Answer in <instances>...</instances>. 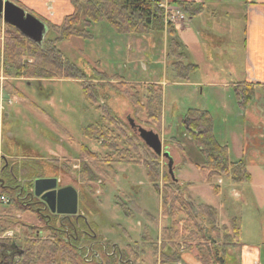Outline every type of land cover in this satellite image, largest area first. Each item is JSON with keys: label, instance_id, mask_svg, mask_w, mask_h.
<instances>
[{"label": "rangeland", "instance_id": "rangeland-1", "mask_svg": "<svg viewBox=\"0 0 264 264\" xmlns=\"http://www.w3.org/2000/svg\"><path fill=\"white\" fill-rule=\"evenodd\" d=\"M20 2L19 6L27 13L55 25H63L65 18L74 11L70 0H20ZM195 23L186 18V22L185 20L180 22L178 29V37L186 47L189 61L200 67L189 83H181L185 86L176 85L180 82L176 81L167 58L166 29L164 32L143 37L128 36L115 33L106 22H103L92 25L90 28L92 38H75L59 43L56 47L61 52L62 59L75 65L91 80L96 77L100 79L98 74L105 73L110 79L109 83H116L114 80L118 79L144 84L165 82L161 87L164 92L166 123L162 124L164 131L161 135L164 142L169 141L172 145L174 143L171 140L174 137L179 139L181 152L177 144H174V147L176 145L178 149L175 147L170 150L176 166L177 179L193 184L194 188L188 191V195L192 196L196 204L208 203L218 208L223 222L237 221L242 233L241 242L264 243V168L248 166V171L254 176L253 182L237 185L239 187L237 189L241 192L246 191L245 199H238L232 196L229 187L234 184L228 178H223L221 196L212 194L208 186L201 183L199 172L193 165L194 161L200 160V155L190 142L184 125L186 112L195 106V102L192 101L201 99L203 106H214V94L223 106L226 101L231 100L228 96L233 99L234 89L231 86L234 80L243 81L246 77L243 34L235 33L233 30L231 37L238 47L226 49L228 53L221 54L217 46L210 47V39L205 33H202V36L198 34L197 24L203 30H213L218 36H225L231 30L230 27L224 22L215 23L205 18H197ZM3 31L4 28L0 27V49L4 44ZM48 37L54 39L56 34L51 33ZM2 60L3 58L0 57V75H2ZM230 72H233L234 79L230 77ZM1 77L0 111L3 110L5 115L0 123V150L3 148L5 151L10 147L11 139L8 137L10 133L15 138L14 143L15 141L27 143L32 153L47 158L40 161L42 163L40 172L42 166L45 169L41 174L46 175L45 179L48 180L59 177L63 181L62 185L72 184L77 192L84 195V205L80 208L85 206V209L93 211L91 215L87 210L85 213L88 215V221L94 222L98 227L97 239H102L106 243L112 241L121 249H125L127 243L140 242L145 235L160 241L161 229L168 225V222L161 218L160 193L149 181L142 167L114 164L109 169V176L106 178L100 175L99 181L94 184H89L80 178L81 164L91 167L93 164L87 159H79L82 156L78 158L82 146L96 152L101 158L108 153L102 148L103 139L89 140L83 135L82 130L102 120V110L98 107L103 104L111 108L108 109L110 116L132 117V108L128 102L103 83L98 84L99 102L92 104L85 99L79 80H42L38 83L36 80H31L29 83ZM9 85H13L20 94L16 96L9 94L6 91ZM104 127L107 128L108 124L105 123ZM227 135L232 136L229 141L232 160H237L240 158V134L227 129ZM14 153L21 157L22 150L15 148ZM183 160L187 165H183ZM101 166L105 165L101 164ZM162 166H167L166 159L162 160ZM8 195L13 198L15 196L10 192ZM116 199L126 203L134 212L136 205L154 218L150 221L142 214L129 218L117 205ZM7 206L10 207V203ZM7 206L0 205V229L1 225L8 227L9 222L2 220L7 214L6 210L9 209ZM13 216L18 222L9 228L13 231L10 239L16 241L8 245L14 247L12 256H8L11 260L16 258L18 246L23 244L25 238H30L28 236L30 229L27 225L31 226L38 222L32 213L18 212ZM161 221L163 224L160 228ZM23 224L26 226H22ZM145 226H148L147 232L144 230ZM123 230L127 231L130 237H127ZM43 233L40 238L42 240L46 237V232ZM6 235H2V239L6 238ZM147 253L153 255V250L149 249ZM144 258L145 256L142 260ZM237 258H240L239 255ZM148 259L150 258L146 255V264H153V259Z\"/></svg>", "mask_w": 264, "mask_h": 264}, {"label": "trees", "instance_id": "trees-1", "mask_svg": "<svg viewBox=\"0 0 264 264\" xmlns=\"http://www.w3.org/2000/svg\"><path fill=\"white\" fill-rule=\"evenodd\" d=\"M73 13L68 15L63 25H55L48 20L43 22L48 27V32L43 44H37L23 36L16 28L2 22L4 28L3 48L0 49L2 60V74L8 80H23L26 82L55 81V80H79L84 90L85 99L92 104L99 102L98 84H107L116 94L123 97L130 105L132 119L137 126L162 134L164 115V93L159 83H132L122 79L109 83V77L105 73H99V78L89 79L75 65L62 59L61 52L56 45L71 39H90V28L94 24L106 22L115 33L128 36H147L153 33L164 32L168 35L167 58L176 81L189 83L200 67L189 61L186 47L178 37V26L172 23L165 25V12L157 0H70ZM174 4L182 9L187 19L192 20L205 12V5L197 1H174ZM51 33L56 38L50 39ZM96 80V81H95ZM101 80V82H99ZM255 86L251 82L238 83L234 91L238 96L241 107H246L255 97ZM11 95H19L13 85L6 87ZM102 110V120L95 125L82 130L89 140L103 139L102 148L108 151L106 156L100 157L86 146L81 147L79 159H87L90 165L81 164V179L89 184L99 181V177L109 176V169L114 164L127 166H140L154 185L161 197V218L168 225L161 229L160 241L155 243L146 235L140 242L127 243L122 251L130 256H135L136 261L142 260L146 252L153 250L150 256L160 264H180L185 251L195 250L196 258L201 264H230L227 261L229 248H241V230L237 221H232L229 226L220 224V215L217 208L209 204H196L188 195V187L191 182L174 181L167 166H162V158L155 154L141 139L135 128L124 117L110 116L107 104L98 107ZM110 117V118H108ZM108 127L105 128L104 124ZM216 121L208 110L190 108L185 114V129L190 142L198 150L199 161L193 165L198 170L201 183L208 185L214 195H218L221 185L218 183L223 178H228L234 186L250 183L251 173L248 171L244 160L234 161L230 157V149L227 144H222L215 134ZM181 146L178 138L171 140ZM174 144L164 142L165 147L172 150L177 148ZM177 148V149H178ZM182 148H179L181 152ZM94 160V161H93ZM10 163L12 159H8ZM20 169L14 168L12 174L25 178H43L32 168L38 169L35 161L25 159ZM107 166L102 167L101 164ZM168 163V161H167ZM183 165L187 162L183 160ZM30 165L32 167L30 168ZM73 165V164H72ZM71 166V164H70ZM18 169V170H17ZM8 179H12V175ZM9 191L2 189V194L11 199L7 214L2 218L7 221L8 227L1 225L0 235L9 231L10 227L17 224L15 213H32L38 222L29 227V239L18 246L16 258L4 259L3 264H88L79 256L77 251L65 239L64 233L56 230L60 228L53 216V221L47 220L32 207L24 206L15 196L10 197ZM83 202L84 195L81 193ZM117 200V199H116ZM84 205V204H83ZM124 214L134 218L142 214L148 220L154 217L148 212H143L136 207L135 212L126 203L117 200ZM83 209L86 211L85 206ZM11 213V215L9 214ZM91 215V213L89 212ZM22 226H26L23 224ZM94 233H98V227L90 223ZM148 231V230H147ZM146 231V232H147ZM46 232L44 240L36 238L37 233ZM127 237L130 234L123 230ZM42 236V234L40 235ZM13 242V243H12ZM2 245L14 244L11 239L1 240ZM144 263L146 264L145 259Z\"/></svg>", "mask_w": 264, "mask_h": 264}, {"label": "crops", "instance_id": "crops-1", "mask_svg": "<svg viewBox=\"0 0 264 264\" xmlns=\"http://www.w3.org/2000/svg\"><path fill=\"white\" fill-rule=\"evenodd\" d=\"M180 1H187V2L197 1L200 4L205 5V12L200 14L199 16L194 17L192 20L189 21L195 23V20L197 18L198 19L205 18L208 21L215 23L224 22L225 25L230 27L231 30L227 32L225 36L222 35L218 36L214 34L216 32H214L213 30L210 29L203 30L202 27L197 24L198 34L202 36V33H205L207 37L210 39V43H211L210 47L217 46L218 49H220L221 54L228 53L226 49L230 48L231 50L235 46L238 47V44H236L234 39L231 37V32L233 30L235 31V33L243 34L244 37L243 54L245 58L244 64H246L245 66L246 77L244 78L243 81H238L235 79L234 84H232L231 88L234 89L235 85L238 83H244V82L253 83L255 86L254 100L250 102L246 107H241L238 96L234 91V94L232 96L233 99L230 96H228L231 100L226 101V104L223 106L220 105L214 94H213V97L215 99L214 106H207V107L203 106L201 99L196 101L193 100L192 102H195V106L193 108L208 110L212 113L216 121L215 134L218 137V140L222 144L228 145L230 149L231 159H232V154H231V147L229 141L232 139V136L227 135V129L234 130L236 133L240 134V141H241L240 158L237 160H244L246 162L247 168L248 166L251 165L252 168L262 169L264 168V0H180ZM229 75L234 79L233 72H230ZM176 85L185 86V84H181V83H176ZM208 99L209 98H207V101ZM0 114H1L0 115V120H1L5 115L3 113V110L0 111ZM165 123H166V112H165V104H164L163 124ZM163 131L164 130L162 129V135H163ZM8 137L11 139L10 147L7 148V150L5 151H3L2 148L3 159L6 158V159L16 160L17 155L14 153L15 148H20V150H22L21 155H24L22 159H26L25 157H29V158L32 157L35 160L40 159L42 161L47 159V158H41L39 155H37L34 152L32 153L30 150L31 149L30 145H27V143L24 142L22 143L21 141L20 142L15 141L14 143L13 140L15 138L10 133ZM60 153H62V151ZM65 157L67 158V156ZM250 173L252 176V180L250 182L251 184L253 182L254 176L252 172ZM260 175L263 176L262 173H260ZM220 181L218 183L222 187L224 185V182L222 181L220 182ZM193 188H194L193 186L188 187L187 191H191ZM237 188L239 187L234 185L229 187V189H231L232 191V196L234 198L237 197L238 199L240 198L245 199L246 191L241 192ZM208 189L211 191L209 186ZM222 189L223 188H221L220 193L215 196L220 197L222 194ZM189 196L192 199V196L190 194ZM195 199L197 201V198ZM201 204H208V203H201ZM217 210L219 211L221 225L229 226L230 223L234 221V220L232 221L226 220L223 222L222 214L218 208ZM162 224H163L162 221L159 222L160 228L162 227ZM147 229L148 226H145L144 230L147 231ZM157 237L158 235L156 236V239ZM241 237H242V233H241ZM148 238L152 240L154 243L156 242L155 238L154 239L152 237H148ZM13 248L12 247L5 248L7 256L10 255L12 256V251H14ZM147 252H146L147 257L152 259L150 254H148ZM193 252L196 254L195 250L185 251L182 255V261L180 264H201L197 260L196 255ZM226 254H227L226 256L227 261L230 264H264V243H260L259 241L256 242L250 241V243L242 242L241 248H229ZM238 255L240 258H237ZM158 264L160 263L158 262Z\"/></svg>", "mask_w": 264, "mask_h": 264}, {"label": "flooded vegetation", "instance_id": "flooded-vegetation-1", "mask_svg": "<svg viewBox=\"0 0 264 264\" xmlns=\"http://www.w3.org/2000/svg\"><path fill=\"white\" fill-rule=\"evenodd\" d=\"M4 1H12L13 3L20 5V0H4ZM53 1V0H52ZM53 3V2H52ZM42 21L44 19H41ZM4 22V21H3ZM1 57V56H0ZM38 83V82H37ZM129 119V117H126ZM2 120H0V123ZM1 130V128H0ZM21 157H18L16 160H13L12 163L8 161L6 158L3 157L2 150H0V186L3 189L8 190L10 193L14 194L17 199H19L20 202L24 206L32 207L36 213L40 214L42 217H44L47 222H51L53 220V216H58V224L60 225V228L56 227V230L64 233L65 239H67L68 243L77 251L79 256L83 259V261H86L89 264H103L104 262H107L108 264L118 263V264H145L144 260L136 261L135 256H129L125 250L122 251L118 244L113 243L112 241L109 243H106L104 240L97 239L99 238V234L94 233L93 227L89 226L90 222L88 221V215L85 213L83 208H80L81 205L83 206V202L81 200V194L78 192V213L77 215L64 217L57 214H54L50 211V209L41 202L39 197H36V186L35 181L36 179H39L37 177L35 178H25L23 179L22 176H17L13 173V169L16 167L18 169L21 168L23 162H25V159H22L24 155H20ZM26 159L29 157H25ZM35 161L38 166V169L33 167L32 169L35 170L37 173H44L45 169L42 166V172L41 170V162L40 159H33L32 157L29 158ZM58 160V159H56ZM41 161V162H40ZM32 165H30V168ZM17 169V170H18ZM12 175V179H8L9 176ZM47 177L46 175L43 176V178ZM57 182V188H63L66 186H73L72 184H64L62 179L59 177L54 178ZM75 187V186H73ZM76 188V187H75ZM94 209V208H93ZM86 210L90 213V209L86 208ZM98 232V230H97ZM12 245V244H10ZM6 246L8 245H2L0 244V262L3 264L4 259L7 258V254L5 251ZM12 247V246H10ZM4 248V249H3ZM145 259V258H144ZM160 263V262H159ZM153 264H158V261L156 259L153 260Z\"/></svg>", "mask_w": 264, "mask_h": 264}, {"label": "water", "instance_id": "water-1", "mask_svg": "<svg viewBox=\"0 0 264 264\" xmlns=\"http://www.w3.org/2000/svg\"><path fill=\"white\" fill-rule=\"evenodd\" d=\"M0 18L4 23L16 28L31 41L42 44L48 32L47 25L34 15L27 13L12 1L0 0ZM132 123V122H131ZM142 141L159 157L168 160V170L174 181V158L162 144L160 136L154 131L138 128ZM36 197H39L52 213L69 217L78 213V193L73 186L57 188L56 180L37 179L35 181ZM221 264H225L221 261Z\"/></svg>", "mask_w": 264, "mask_h": 264}, {"label": "built area", "instance_id": "built-area-1", "mask_svg": "<svg viewBox=\"0 0 264 264\" xmlns=\"http://www.w3.org/2000/svg\"><path fill=\"white\" fill-rule=\"evenodd\" d=\"M159 1V0H158ZM161 7L165 11V20L166 24H180L181 21H184V13L181 9L175 8L170 4V0H160ZM9 203V199L5 196L0 195V205H7ZM12 233H7V235H11Z\"/></svg>", "mask_w": 264, "mask_h": 264}]
</instances>
